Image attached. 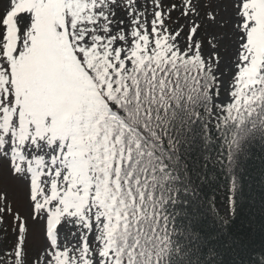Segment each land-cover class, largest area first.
I'll list each match as a JSON object with an SVG mask.
<instances>
[{
  "label": "snow or ice",
  "instance_id": "1",
  "mask_svg": "<svg viewBox=\"0 0 264 264\" xmlns=\"http://www.w3.org/2000/svg\"><path fill=\"white\" fill-rule=\"evenodd\" d=\"M256 145L264 0H0V264H264Z\"/></svg>",
  "mask_w": 264,
  "mask_h": 264
},
{
  "label": "trees",
  "instance_id": "2",
  "mask_svg": "<svg viewBox=\"0 0 264 264\" xmlns=\"http://www.w3.org/2000/svg\"><path fill=\"white\" fill-rule=\"evenodd\" d=\"M242 184L241 208L232 227L234 232L242 234L250 248L259 250L264 247V151L259 145L252 149L250 157L245 162ZM205 191L206 195L202 194V198L209 225L219 223L217 217L213 215L211 210L213 205L209 201L215 202L214 210L218 216L227 220L229 217L218 212L216 203L222 193L227 194L224 181H219Z\"/></svg>",
  "mask_w": 264,
  "mask_h": 264
},
{
  "label": "rangeland",
  "instance_id": "3",
  "mask_svg": "<svg viewBox=\"0 0 264 264\" xmlns=\"http://www.w3.org/2000/svg\"><path fill=\"white\" fill-rule=\"evenodd\" d=\"M216 203H217L218 212L223 213L225 217H229L230 213H229L228 204H227V194L222 193Z\"/></svg>",
  "mask_w": 264,
  "mask_h": 264
}]
</instances>
